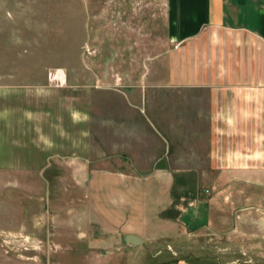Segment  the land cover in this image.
<instances>
[{
    "label": "rangeland",
    "instance_id": "374dc122",
    "mask_svg": "<svg viewBox=\"0 0 264 264\" xmlns=\"http://www.w3.org/2000/svg\"><path fill=\"white\" fill-rule=\"evenodd\" d=\"M167 11L168 0H0V264H264V188L252 199L237 179L264 173L211 188L219 157L200 158L201 190L244 194L237 220L156 226L176 174L145 169L187 166L195 133L180 94L157 82L177 46ZM59 69L64 82L50 79Z\"/></svg>",
    "mask_w": 264,
    "mask_h": 264
},
{
    "label": "crops",
    "instance_id": "0c3cea01",
    "mask_svg": "<svg viewBox=\"0 0 264 264\" xmlns=\"http://www.w3.org/2000/svg\"><path fill=\"white\" fill-rule=\"evenodd\" d=\"M167 30L177 46L170 52V72L162 70L157 82L164 75L163 81L166 78L173 86V93L180 94V108L187 105L193 111L188 124L195 133L188 139L192 152L183 156L188 158L184 159L187 166L180 159L168 164L160 158L150 162L151 169H145L153 172L159 166V172L176 174V181L168 186V197L163 195L156 226L163 229L162 234H172L164 229L180 226L223 231L237 220L230 207L244 194L232 195L234 201L218 193L205 196L198 174L208 169L200 158H220L211 165L219 174L211 188L229 172L264 173V0H168ZM234 158L236 164H228ZM183 174L190 175L188 185ZM237 179L253 188L252 199L264 188V181L255 177ZM242 180L233 182L238 191Z\"/></svg>",
    "mask_w": 264,
    "mask_h": 264
},
{
    "label": "bare ground",
    "instance_id": "6f19581e",
    "mask_svg": "<svg viewBox=\"0 0 264 264\" xmlns=\"http://www.w3.org/2000/svg\"><path fill=\"white\" fill-rule=\"evenodd\" d=\"M53 78L58 79L60 82L64 81V74L63 71L60 69L53 73Z\"/></svg>",
    "mask_w": 264,
    "mask_h": 264
}]
</instances>
